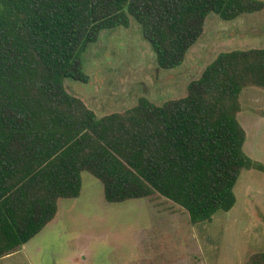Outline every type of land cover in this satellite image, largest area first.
Wrapping results in <instances>:
<instances>
[{
	"label": "trees",
	"instance_id": "trees-1",
	"mask_svg": "<svg viewBox=\"0 0 264 264\" xmlns=\"http://www.w3.org/2000/svg\"><path fill=\"white\" fill-rule=\"evenodd\" d=\"M264 0H0V259L20 252L81 196L84 172L109 203L162 198L192 225L231 211L245 169L241 94L264 90V48L223 52L157 105L99 117L65 79L89 83L83 55L101 33L141 27L162 70L182 66L211 14L234 21ZM247 264H264V253Z\"/></svg>",
	"mask_w": 264,
	"mask_h": 264
},
{
	"label": "rangeland",
	"instance_id": "rangeland-1",
	"mask_svg": "<svg viewBox=\"0 0 264 264\" xmlns=\"http://www.w3.org/2000/svg\"><path fill=\"white\" fill-rule=\"evenodd\" d=\"M264 48V10L224 21L211 14L185 63L162 70L142 27L101 33L83 55L90 77L65 79L67 91L99 117L134 108L142 97L157 105L185 97L188 85L223 52ZM244 153L261 168L245 169L237 203L210 223L192 225L162 198L109 203L102 183L88 172L77 199H61L56 218L24 248L0 264H247L264 253V90L241 94Z\"/></svg>",
	"mask_w": 264,
	"mask_h": 264
}]
</instances>
